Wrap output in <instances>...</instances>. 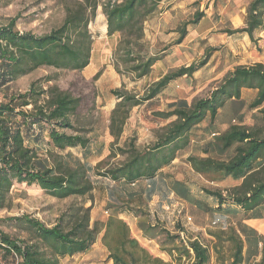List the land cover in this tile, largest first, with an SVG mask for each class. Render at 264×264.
I'll return each instance as SVG.
<instances>
[{"label": "rangeland", "instance_id": "1", "mask_svg": "<svg viewBox=\"0 0 264 264\" xmlns=\"http://www.w3.org/2000/svg\"><path fill=\"white\" fill-rule=\"evenodd\" d=\"M121 0H99L94 18L88 25L92 39L91 60L82 71H64L40 67L30 74L8 83L0 88V103L7 102L11 96L24 94L31 83L38 81L37 88L47 91L56 87L60 91L78 100V107L69 121L75 131L64 130L66 135L77 134L88 139L87 150L80 147L60 150L53 146L47 125L36 126L33 133L28 134L26 144L35 149L37 156L47 159L50 167L58 168V164H73V159L80 160L91 169L88 172L94 189L84 197L72 196L67 199H54L35 186L14 183L11 191L0 207V232L12 240L38 243L34 231L24 221L14 218L27 216L47 228L56 225L63 215L62 229L68 231L75 222L71 214L75 210L89 209L91 224L94 221L104 223L109 215H116L124 220L130 235L138 241L153 258H159L163 264H192V259L179 257L177 252L172 255L169 250V236H179L176 244L182 240L185 245L189 240H197L209 251L208 264H230L233 254V242L229 240L231 231H236L239 222L245 218V213L231 204L224 205L221 212L217 211L216 201L204 193L205 190L221 192L223 197L237 188L240 181H233L221 175L196 174L186 158L190 155L199 157L200 147L214 140L219 133L226 131L232 125H244L248 128L261 125L256 110H248L247 106L255 96L254 90H242L239 103L228 102L218 111L217 119L210 122L206 116L201 124L192 128L186 134L185 146L177 151L175 159L169 166L163 167L155 176L156 193L150 201L134 197L129 191L124 193L122 187L111 182L105 174L106 169L119 167L125 162L129 153L128 144L133 141L139 152L149 150L159 140L174 117L169 120L155 118L153 112H167L169 104L184 101L193 104L209 96L218 84L236 66H250L253 63L264 65L263 31L255 32V42L246 34L226 32L242 28L246 21V12L250 0H164L159 10L151 15L144 24V42L150 55H159L151 74L141 79L132 76H121L114 70L112 52L119 40V34L112 37L106 35V22L102 9L103 4ZM72 0H0V27L15 19L16 32L29 33L33 36H43L62 25L65 18V4ZM203 17L197 25H189L186 37L180 45H174L178 39L177 31L197 12ZM238 16L240 21L235 18ZM105 27V28H104ZM254 36H256V34ZM167 48V50H164ZM206 64L191 77L172 81L168 88L151 102L136 107L130 113L120 139L114 142L109 135V116L118 102L112 91L123 89L132 94L143 95L152 83L180 67L190 64ZM46 80H50L46 83ZM47 95L37 99L38 105H43ZM34 105L25 108L33 111ZM27 137V138H28ZM35 138V139H34ZM122 150V153L120 151ZM235 155L234 147L223 154L212 153L215 160L227 161ZM159 176H168L164 181L177 180L190 187L194 201H183L164 185ZM141 187L147 186L146 180L138 182ZM114 187L118 200L109 197ZM137 187L133 188L137 190ZM134 197L133 199L130 198ZM124 198V199H122ZM128 198V199H126ZM122 199V200H121ZM128 203L124 205L123 201ZM212 209V210H210ZM257 212L263 213L262 208ZM141 226L151 228L149 238L144 235ZM180 229L184 231L181 232ZM97 241L85 254L59 259L58 264H111L108 252L101 244V234ZM0 254V264L3 263ZM264 264L261 260L255 263Z\"/></svg>", "mask_w": 264, "mask_h": 264}, {"label": "trees", "instance_id": "2", "mask_svg": "<svg viewBox=\"0 0 264 264\" xmlns=\"http://www.w3.org/2000/svg\"><path fill=\"white\" fill-rule=\"evenodd\" d=\"M99 0H72L65 4V18L62 25L40 37L29 33L16 32L15 19L0 27V88L8 83L30 74L40 67L64 71H82L91 60L92 39L88 25L94 18ZM164 0H121L120 2L103 4V15L106 22V35L112 37L119 34V40L112 52L113 66L117 74L130 75L133 79H141L151 74L153 66L160 61L159 55H150L144 42V24L146 20L159 10ZM264 0H251L246 12V21L242 28L227 31L232 34H246L255 42V32L264 30ZM203 17L202 12L193 15L192 20L185 22L177 31L178 39L174 45H180L186 37L189 25H197ZM105 28V27H104ZM164 50H167L165 48ZM206 62L190 64L168 72L144 91L143 95L132 94L122 88L112 91L118 101L109 116V135L114 142L120 139L130 113L136 107L151 102L163 93L168 85L177 79L191 77L200 71ZM50 80H46L49 83ZM38 81L31 83L26 93L11 96L7 102L0 103V207L11 191L14 183L35 186L54 199H67L72 196H87L94 187L88 172L91 169L80 160L73 159V164L61 163L58 168L50 167L48 160L37 156L35 149L26 144L27 136L33 133L36 126L50 127L48 139L60 150L80 147L87 150L88 139L77 134L66 135L64 130L75 131L69 121L70 115L78 107V100L60 91L56 87L44 91L37 88ZM242 90H254L255 96L247 106L248 110H256L261 125L248 128L244 125H232L226 131L200 147L199 157L190 155L186 164L196 173L218 175L230 178L240 185L231 190L226 197L221 192L205 190L217 203V211L231 204L244 213L254 212L264 206V65L253 63L250 66H236L218 84L209 96L188 104L176 101L169 104L167 112H153L155 118L174 120L165 128V132L149 150L139 152L133 141L128 144V159L119 167L106 169L105 174L111 182L129 194L145 202L151 200L156 193L155 176L175 159L177 151L186 144V134L202 123L207 116L210 122L217 118L218 111L228 102L239 103ZM47 95L43 105L37 99ZM29 104L34 105L33 111L25 110ZM28 137V138H27ZM35 139V138H34ZM234 147L235 155L227 161L215 160L212 153L223 154ZM121 153L122 150L120 149ZM161 177V176H159ZM164 185L183 201H194L190 187L177 180L164 181ZM147 181L145 188L138 182ZM137 190L133 188L137 187ZM109 197L118 200L114 187ZM134 197H131L133 199ZM124 199V198H122ZM121 199V200H122ZM128 199V198H126ZM124 205L127 200L123 201ZM89 209L75 210L71 218L74 224L68 231L62 229L63 214L56 225L47 228L27 216L14 218L24 221L34 231L38 243L12 240L0 232V254L2 264H58L59 259L85 254L97 241L101 234V244L108 252L107 259L111 264H163L159 258H153L148 251L140 246L129 232L124 220L116 215H109L104 223L94 221L91 224ZM212 210V209H210ZM144 235L151 228L141 226ZM183 232V229H180ZM229 240L233 242V254L230 264H242V240L236 232ZM169 254L177 252L179 257L192 259V264H208L209 251L197 240H189L187 245L179 236H169Z\"/></svg>", "mask_w": 264, "mask_h": 264}, {"label": "crops", "instance_id": "3", "mask_svg": "<svg viewBox=\"0 0 264 264\" xmlns=\"http://www.w3.org/2000/svg\"><path fill=\"white\" fill-rule=\"evenodd\" d=\"M235 18L237 19V21H240V18H238V16H236ZM254 37L257 38V34ZM249 38L250 37L247 36L248 40ZM262 40H264V36L262 37ZM262 209L264 210V206L262 207ZM257 210H254V212L245 213L246 217L239 222L238 229L234 231L242 240V263H255L259 260L264 263V212H257Z\"/></svg>", "mask_w": 264, "mask_h": 264}]
</instances>
